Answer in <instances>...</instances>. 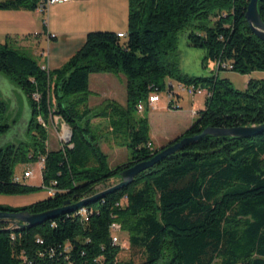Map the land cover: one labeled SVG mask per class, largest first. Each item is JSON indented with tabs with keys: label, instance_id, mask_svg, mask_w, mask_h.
Segmentation results:
<instances>
[{
	"label": "trees",
	"instance_id": "obj_1",
	"mask_svg": "<svg viewBox=\"0 0 264 264\" xmlns=\"http://www.w3.org/2000/svg\"><path fill=\"white\" fill-rule=\"evenodd\" d=\"M249 0H127L125 40L110 31L89 32L82 46L59 68L43 70L24 50L0 43V74L27 98V140L0 148V195H21L38 188L14 180L18 164L43 159L41 189L55 183V194L23 207L0 211L40 214L74 204L119 182V175L157 150L149 142L145 112L136 106L150 93L170 90L168 82L207 91L205 107L175 140L206 128L232 129L264 123V78L249 79L243 90L229 80L189 77L168 61L178 34L207 59L226 62L230 71L264 73V42L245 20ZM44 0H5L0 11H35ZM264 23V0H258ZM228 70L216 68V72ZM92 74L125 77L126 105L105 101L87 106ZM79 96V97H78ZM78 97V98H74ZM172 106V105H171ZM176 101L170 109H176ZM151 109V108H150ZM7 103L0 101V137ZM56 117L70 132L69 143L47 149L48 119ZM100 118L113 142L130 152L127 162L110 167L91 121ZM111 180L118 181L105 186ZM105 186L97 191L96 187ZM44 190V189H43ZM126 195L127 204H115ZM75 212L35 227L0 220V264H134L119 261L112 244V223L120 225L139 264H264V132L250 138L205 137L139 173L128 186L90 201Z\"/></svg>",
	"mask_w": 264,
	"mask_h": 264
},
{
	"label": "crops",
	"instance_id": "obj_2",
	"mask_svg": "<svg viewBox=\"0 0 264 264\" xmlns=\"http://www.w3.org/2000/svg\"><path fill=\"white\" fill-rule=\"evenodd\" d=\"M0 13L1 17H6L12 22L10 31L0 32V43L14 42L20 49H31L33 53H37L40 47L47 48L46 52L41 50L39 53L44 60L42 65L47 66H44L46 70L61 67L82 46L89 32L127 33V0H72L66 4H55L47 9L46 20L40 19L41 14L37 10ZM31 34L36 36V40H29L28 36ZM44 67L42 68L45 69ZM2 79L6 81V78ZM125 81L121 74L90 75L87 106L99 110L104 102L109 100L124 107ZM175 101V110L170 109L166 102H158L146 114L149 142L154 150L165 147L181 136L194 122L197 113L205 107L203 96H190L185 92L178 93ZM95 121L102 122V119L98 118L92 122ZM53 123L61 122L56 117H50L48 124ZM104 143L105 140H100V147Z\"/></svg>",
	"mask_w": 264,
	"mask_h": 264
},
{
	"label": "rangeland",
	"instance_id": "obj_3",
	"mask_svg": "<svg viewBox=\"0 0 264 264\" xmlns=\"http://www.w3.org/2000/svg\"><path fill=\"white\" fill-rule=\"evenodd\" d=\"M5 0H0L3 2ZM5 12V11H0ZM1 14V13H0ZM40 19H47V13H40ZM41 22V21H40ZM12 29V22L8 21L6 17L0 16V32L10 31ZM39 31V30H38ZM187 31V30H186ZM181 32L177 37V44L175 51L169 53L168 61L175 63L180 72L189 77H199L208 78L217 75L218 78L228 79L231 86L237 90H243L249 79H262L264 78L263 72H252L249 75H241L230 70H221L216 72V61L205 58L206 51L200 48L190 47L187 43V32ZM29 40H36V36L33 34L29 35ZM126 36L121 39L125 40ZM2 37L0 36V41ZM16 43L10 42V45L15 49H20L15 45ZM45 47H40L37 53H33V50H24L25 53L32 56L39 65L44 63L43 58L39 55L41 50L46 52ZM23 50V49H20ZM44 67V68H45ZM46 70V68H45ZM2 78H5L0 74ZM0 78V101H5L7 103V111L5 114L4 124H7L10 129L9 131L0 137V148L7 144H17L19 142H24L27 140L26 129L30 119V108L27 102V98L24 93L17 88L15 85L10 83L7 79ZM174 85L178 82L173 81ZM186 91L185 93H187ZM188 95L192 96L190 93ZM79 97V96H78ZM78 97H74L75 99ZM160 102H166L167 97L165 91L160 92ZM150 110V109H149ZM148 110V111H149ZM97 110L96 114L98 113ZM147 111V112H148ZM145 112L144 114H146ZM139 115V114H138ZM98 119V118H97ZM96 120V119H93ZM92 120V121H93ZM91 127L94 135L98 140H105L104 145L101 147L102 151L108 157V164L110 167H115L127 162L130 158V152L121 147H117L113 142H119L125 139L123 135L117 133H111L108 129V124L105 120L102 122H92ZM63 128L69 131V128L65 124L53 123L48 124L47 127V148L49 150H57L61 148L63 143L59 141V137L62 134ZM41 162L38 163H27L18 164L14 168V176L19 177V184L38 188L35 191L21 194V195H0V205L7 207H23L35 203L37 201L47 198V195L43 189H41ZM31 172L32 176L27 179H22L23 172ZM118 181L111 180L105 186H111ZM105 186L96 187L97 191L103 190ZM117 230L116 237L118 238L117 246L120 247L121 251L118 255L119 261H129L132 260L134 264H139L141 261V254L136 250L130 249L127 236L124 232H121L120 225Z\"/></svg>",
	"mask_w": 264,
	"mask_h": 264
},
{
	"label": "water",
	"instance_id": "obj_4",
	"mask_svg": "<svg viewBox=\"0 0 264 264\" xmlns=\"http://www.w3.org/2000/svg\"><path fill=\"white\" fill-rule=\"evenodd\" d=\"M258 0H249L245 11V20L249 25V28L254 36L264 42V23L261 20L258 13ZM264 132V123L259 126L252 127H238L232 129H218V128H206L201 133L192 137H184L180 140H172L165 147L160 148L156 151L152 158L146 161H141L135 165L125 169L119 175V182L114 186L102 191L91 198L80 200L74 204L70 201H65L61 207L49 210L40 214L30 215L27 213H14L0 211V220H10L14 222H21L28 227H35L43 224L47 220L57 218L60 215L75 212L83 208L86 203L99 199L108 193L120 190L133 181V179L141 172L153 167L155 164L162 161L167 156L182 150L185 146L195 143L205 137H241L250 138ZM71 137V132H70ZM69 137V139H70ZM178 138V137H177Z\"/></svg>",
	"mask_w": 264,
	"mask_h": 264
},
{
	"label": "built area",
	"instance_id": "obj_5",
	"mask_svg": "<svg viewBox=\"0 0 264 264\" xmlns=\"http://www.w3.org/2000/svg\"><path fill=\"white\" fill-rule=\"evenodd\" d=\"M71 1L72 0H44V3L37 8V11L39 13H45L47 11V9L50 6H52V5H55V4H66V3H69ZM116 36H117V38L122 39V38H124L126 36V34L118 33ZM216 68H223V69L230 70L231 69V65H229L226 62L218 61L217 64H216ZM168 85L170 86L171 89L170 90H166L165 93H166V97H167V105H168L169 108H171L173 106V103L175 102V96L178 93H180V92L188 91L187 93H190L192 96H203L204 98L208 96L207 91L202 89V88H200V87L187 86V85H184V84H181V83H176L174 85L173 82H168ZM158 102H160V93H156V92L150 93L147 96L145 102L140 101L137 104V106H136L137 113H139V114L142 113L144 111L145 105L150 109V107H155ZM69 137H70V130L68 131V130H65L63 128L62 134L59 137V141L61 143H67L68 144L69 140H70ZM40 162H41L40 169H42L43 159H41ZM31 176H32V173L26 171V172H23L22 179H27V178H30ZM14 180L18 182L19 181V177L18 176H14ZM53 185H55V183L50 184L47 187H43V189H44V191H45L47 196H53L55 194V189L53 188ZM127 200H128V197L126 195H124L115 204V206L118 207V208H122V207H124L127 204ZM78 214H79V216H81L82 218L85 219L87 214H88V212L86 210H78ZM118 229H119V226L115 222L112 223V225L110 226V231L112 233L111 240H112V244H114V245L118 244V238L115 236Z\"/></svg>",
	"mask_w": 264,
	"mask_h": 264
},
{
	"label": "bare ground",
	"instance_id": "obj_6",
	"mask_svg": "<svg viewBox=\"0 0 264 264\" xmlns=\"http://www.w3.org/2000/svg\"><path fill=\"white\" fill-rule=\"evenodd\" d=\"M43 70H45V69H43ZM151 109H153L154 107H150ZM82 209V208H81ZM80 210V209H79Z\"/></svg>",
	"mask_w": 264,
	"mask_h": 264
}]
</instances>
